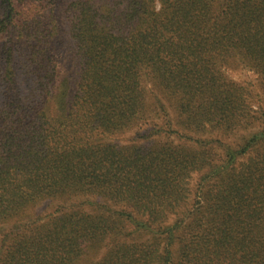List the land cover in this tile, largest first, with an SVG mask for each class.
<instances>
[{"label":"trees","instance_id":"obj_1","mask_svg":"<svg viewBox=\"0 0 264 264\" xmlns=\"http://www.w3.org/2000/svg\"><path fill=\"white\" fill-rule=\"evenodd\" d=\"M0 1L5 5L0 17L4 34L16 3ZM48 1L52 12L55 0ZM66 1L73 54L81 56L73 80L60 78L49 54L59 33L56 27H37L35 42L27 46L23 58L21 53L15 59L14 43L0 49V225L33 203L57 202L59 207L24 222L15 236L11 231L0 236V264H80L86 249L105 240L106 233L119 238L133 231L165 234V247L136 251L116 238L117 245L102 264H228L236 258L238 263L229 264H257L255 255L232 254L229 243L233 247L240 243L225 235L207 241L201 258L183 261L181 249L167 246L172 237L176 244L179 222L167 225L156 216L177 204L136 200L135 208L148 210L146 218L114 211L112 204L87 211L82 202L70 207L65 203L102 193L115 204L116 198L126 200L134 198V192L149 191L154 187L149 181L156 180L157 186L166 182L154 175L176 169L183 160L170 145L157 153L140 147L116 151L110 144H96L94 136L108 137L122 119L135 120L144 102V78V84L151 83L169 97L174 113L182 110L190 117L197 105L190 122L197 129L206 130L201 117L212 119L210 110L242 104L238 95H225L227 87L212 66L239 55L264 73V0ZM204 59L207 65H201ZM72 86L70 97L57 103L52 115L50 105ZM55 88L62 91L55 95ZM154 105L152 127L143 136L171 132L179 136L175 128L179 121L171 118L167 100L157 98ZM157 114L164 124L155 120ZM170 189L178 191L176 186ZM104 207L102 216L96 214ZM185 236L200 254L202 246L191 232L185 231Z\"/></svg>","mask_w":264,"mask_h":264},{"label":"rangeland","instance_id":"obj_2","mask_svg":"<svg viewBox=\"0 0 264 264\" xmlns=\"http://www.w3.org/2000/svg\"><path fill=\"white\" fill-rule=\"evenodd\" d=\"M15 3L14 17L10 26L4 30L6 31L4 34L0 32V49L14 43L17 46L15 59L17 60L21 53L23 58L27 55V46L35 42L37 27L44 29L56 27L59 33L54 36L53 48L49 54L60 78L64 75L73 80L76 66L79 65L77 60L81 56L78 58L73 54V39L69 32L71 22L67 11L68 1L55 0L52 12V6L48 0H43V3L38 0H15ZM4 6L0 1V17L4 16ZM159 8L160 4L156 3L155 9ZM14 23L19 27L13 26ZM9 34L10 38H8ZM20 60L23 61L18 59ZM227 61L225 64L219 63L212 68L215 70L218 81L227 87L225 95L229 93L238 95L242 104L223 107L215 113L210 110L212 119L201 117L206 130L197 129L190 124L196 115L197 105L190 117L186 116L182 110L180 111L182 114L174 113L169 97L162 89L155 88L151 83L144 84L143 82L147 80L144 78L141 83L145 86L142 92L144 102L135 120L122 119L119 128L108 134V137L100 134L94 136L96 144H110L116 151L125 147H140L150 150L151 153H157L163 146L170 145L180 158L183 157V160H181V166L178 165L176 169H167L162 174L154 175L156 179L157 177L166 179V182L157 186L156 180L149 181L147 184L154 185L149 191L137 194L134 192V198L131 196L126 200L121 197L116 198L115 204L107 201L102 193H97L76 198L74 201L66 202L65 205L70 207L78 201L85 204L87 211H93L94 206L103 203L104 206L112 204L114 211H128L135 217L147 218L148 210L133 206L136 200L151 205L152 203L163 206L177 204L175 207L166 206L167 208L156 216L167 225L179 222L178 230L174 231L176 244L174 245L172 237V244L167 246L173 250L181 249L180 258L183 261L188 258H201L206 250L207 241L214 242L217 237L225 235L240 243L236 247L229 243L228 249L232 251V254H244L249 258L255 255V262L264 264V73L258 67L256 68L252 60L242 59L239 55ZM207 64V60L204 59L201 65ZM56 88L55 95L62 91L59 89L56 92ZM67 90L68 94L66 91L56 96L53 105H50L49 112L52 115L57 103L65 101L67 95L73 92V86L67 87ZM157 98L167 100V110L172 115L171 118L176 117L179 121L175 127L176 131H180L179 136L175 132H171L169 136L158 134L143 136L144 132L152 127L150 119H153L156 113L153 107ZM196 104L199 102L197 101ZM29 118L31 117H26V120ZM154 118L160 125L165 123L159 118V114ZM170 185L176 186L178 191L172 192ZM93 202L94 205H88ZM105 202H108V205H105ZM58 208L57 202L45 201L30 204L18 213L17 218L13 217L8 223L0 225V236L10 231L15 236L24 222L31 221L37 216L44 217ZM105 209L106 207L100 209L101 212L96 214L102 216ZM15 223H17L16 227ZM185 231H190L194 240L202 246L200 254L195 243H189V237L185 236ZM164 237L165 234L148 231H133L130 234L127 232L119 238L106 233L105 240L93 243L92 249H86L79 258V263L102 264L109 251L117 245L114 244L116 238L122 241V245L140 251L150 248L163 249ZM191 246L195 249L190 250ZM226 263H238V258ZM128 264L131 263L128 262Z\"/></svg>","mask_w":264,"mask_h":264}]
</instances>
